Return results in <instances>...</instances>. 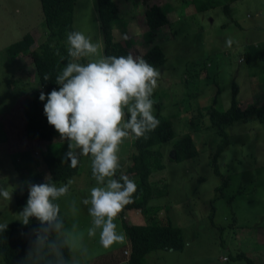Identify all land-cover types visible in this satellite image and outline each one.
I'll list each match as a JSON object with an SVG mask.
<instances>
[{"label": "rangeland", "instance_id": "obj_1", "mask_svg": "<svg viewBox=\"0 0 264 264\" xmlns=\"http://www.w3.org/2000/svg\"><path fill=\"white\" fill-rule=\"evenodd\" d=\"M115 2L118 14L111 22L115 39L133 55L141 56L153 45L164 52L165 62L157 67L161 78L153 94L158 103L154 107L155 114L170 121L175 134L155 146L164 167L149 176L152 184L163 177L168 194L151 199L143 210L127 209L125 219L142 225L170 219L181 229L184 244L181 249L150 251L146 264H264V121L249 117L225 126L229 142L217 156L219 172L215 173L212 157L220 136L207 113L216 84L221 89L216 104L220 110L230 106L234 83L240 107L264 102V0ZM154 3L162 6L169 22L151 30L139 8ZM73 26L99 43L104 55L96 0H75ZM47 32L39 0H0V190L11 193V199L0 196V223L22 221L20 213L26 205L16 204L13 190L25 184L30 171L37 170L43 183L68 186L67 194L55 201L62 223L57 232L72 252L66 264H127V238L105 250L99 243L100 229L95 236L88 235L93 227L88 212L91 205L83 201L90 199V189L96 187L90 184L96 181L89 156L77 150L83 187H76L78 176L51 181L41 152L50 149L66 154L67 141L25 135L22 106L41 87L25 50L42 42ZM26 33L34 41L31 46L23 38ZM229 37L234 43L226 47ZM13 45L19 50L14 55L10 54ZM184 136L192 139L197 154L176 162L173 142ZM120 149L126 156L133 151L128 137ZM224 182L222 196L212 203L215 189ZM114 222L125 233L121 219ZM240 250L252 263L233 259ZM0 264H6L1 256Z\"/></svg>", "mask_w": 264, "mask_h": 264}, {"label": "trees", "instance_id": "obj_2", "mask_svg": "<svg viewBox=\"0 0 264 264\" xmlns=\"http://www.w3.org/2000/svg\"><path fill=\"white\" fill-rule=\"evenodd\" d=\"M43 14L44 24L47 29L46 38L34 48L26 49L25 54L29 56L40 82V89L33 91L28 100L22 106L24 116L25 135L32 139H43L52 141L60 138L59 133L50 126L47 117L44 115V102L39 100L40 92H50L53 88L59 87L55 83L57 74L71 59L67 53V33L75 31L73 26V11L75 0H39ZM144 2L145 0H140ZM97 12L100 27L103 34L104 55H127L128 48L116 40L111 28V22L117 17L118 7L115 0H96ZM167 14L160 4H151L144 11V23L147 28L156 30L168 24ZM23 38L28 46L34 41L30 33ZM19 50L16 45L10 47V54H17ZM154 67H159L165 62V55L159 45H153L141 55ZM251 56H247V59ZM249 59V60H250ZM48 74L50 79L45 81L44 75ZM217 85V91L208 108V115L211 126L214 127L220 136L215 152L212 157V164L215 173H218L217 156L228 144V136L225 126L237 120H246L255 117L264 121V102L260 105L240 107L237 101L238 86L232 84V95L230 106L225 110L216 107L221 89ZM158 106V103H155ZM160 123L158 127L146 137L139 139L132 137L133 151L127 156V164L121 168L123 174L134 180L138 190L134 194V203L125 206L120 213L122 227L129 242L127 264H146V255L157 249H181L184 241L181 229L172 224L170 219L161 220L160 223L131 224L125 219L127 209L136 208L143 210L149 201L155 197L168 194L167 182L162 177L157 183H150L149 176L153 171L162 170L164 164L161 159V152L155 148L156 145L172 140L175 136L170 121L159 112L155 114ZM174 160L180 162L197 154V149L189 136L174 140ZM23 155H26L25 153ZM42 160L50 174L51 181H66L78 174L81 163V156H78L79 163L76 167L71 166V161L66 154L54 153L50 149L41 152ZM119 175V174H118ZM118 178V177H117ZM43 183L41 174L36 170L30 171L27 181L22 186L13 190L14 199L17 205H26L29 186L31 184ZM225 185L222 183L215 189L212 197L213 203L222 196L220 190ZM215 207H211L209 218L213 220ZM166 220V221H165ZM7 227L0 230V256L6 264H66L72 255L66 240L58 234L56 229H49L47 232L39 231L41 225L34 217L29 218V223L24 225L22 221L4 222ZM46 227V225L44 226ZM39 238V240H38ZM233 259H245L252 263L244 251H237Z\"/></svg>", "mask_w": 264, "mask_h": 264}, {"label": "clouds", "instance_id": "obj_3", "mask_svg": "<svg viewBox=\"0 0 264 264\" xmlns=\"http://www.w3.org/2000/svg\"><path fill=\"white\" fill-rule=\"evenodd\" d=\"M127 39V36L124 37ZM226 47L234 41L226 40ZM67 53L71 58L57 74L53 88L39 100L44 103L48 124L67 141L71 166L79 163V154L91 157V174L98 186L90 189L88 209L92 217L89 236L100 229L99 243L105 250L123 244L126 234L114 222L125 206L134 203L138 185L121 171L118 152L127 137H146L160 121L155 115L154 91L159 86L161 72L139 55H103L100 45L81 31L67 33ZM45 81L50 79L45 74ZM119 174V175H118ZM118 177V178H117ZM68 186L40 183L29 186L26 206L20 216L27 225L34 217L42 226L39 231L59 230V205ZM0 196L11 199V193L0 190ZM46 225V227H44ZM6 224H0L4 230ZM39 240V238H38Z\"/></svg>", "mask_w": 264, "mask_h": 264}, {"label": "crops", "instance_id": "obj_4", "mask_svg": "<svg viewBox=\"0 0 264 264\" xmlns=\"http://www.w3.org/2000/svg\"><path fill=\"white\" fill-rule=\"evenodd\" d=\"M143 2H141L140 1V4H142ZM140 7V6H139ZM145 9L146 8H143V9H140L139 8V13L141 14V15H144V11H145ZM128 139H129V141L130 142H132V136H130V137H128ZM121 150L122 149H120L119 150V152H118V156H119V158H120V163H121V165H122V167H124L126 164H127V156H126V151L124 152V153H122L121 152ZM89 158L91 159V157L89 156ZM121 167V168H122ZM75 176H78V177H76V180H75V184H76V187H80V186H82L83 187V180H82V178L80 177L81 175L78 173L77 175H75ZM75 176H72V177H75ZM75 179V178H74ZM90 183V182H89ZM92 186L93 185H95V186H98L97 184H96V182H93V181H91V183H90ZM129 249V248H128ZM126 262V261H125Z\"/></svg>", "mask_w": 264, "mask_h": 264}, {"label": "built area", "instance_id": "obj_5", "mask_svg": "<svg viewBox=\"0 0 264 264\" xmlns=\"http://www.w3.org/2000/svg\"><path fill=\"white\" fill-rule=\"evenodd\" d=\"M124 253L128 254V250H124ZM223 260H226V257H224Z\"/></svg>", "mask_w": 264, "mask_h": 264}]
</instances>
